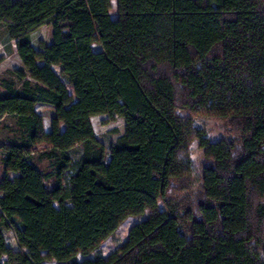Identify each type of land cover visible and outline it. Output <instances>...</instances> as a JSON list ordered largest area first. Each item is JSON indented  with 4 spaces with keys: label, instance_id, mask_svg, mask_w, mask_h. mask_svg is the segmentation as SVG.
<instances>
[{
    "label": "trees",
    "instance_id": "16d2710c",
    "mask_svg": "<svg viewBox=\"0 0 264 264\" xmlns=\"http://www.w3.org/2000/svg\"><path fill=\"white\" fill-rule=\"evenodd\" d=\"M0 23L24 68L21 89L0 85L22 135L0 147V264H264V0H0ZM104 114L125 122L108 149L90 120ZM201 115L234 139L203 136ZM78 137L73 159L61 148ZM195 139L208 162L192 188ZM39 144L52 172L30 159ZM158 200L115 252L77 259Z\"/></svg>",
    "mask_w": 264,
    "mask_h": 264
},
{
    "label": "rangeland",
    "instance_id": "374dc122",
    "mask_svg": "<svg viewBox=\"0 0 264 264\" xmlns=\"http://www.w3.org/2000/svg\"><path fill=\"white\" fill-rule=\"evenodd\" d=\"M112 10L110 12L111 17L116 18L117 14L115 13L114 7L115 2L112 1ZM52 29L50 24L46 23L41 25L40 27L33 29L28 33V38L36 50H41L42 46L48 45L51 42V34ZM95 48H98L97 45H94ZM15 41L9 39L7 37L6 31L2 23H0V57L2 61H0V85L1 80L7 79L14 83V86L17 89H21V81H19L13 71L24 70L22 63L15 51ZM41 64V61H38ZM53 70L56 73H59L57 66H53ZM30 82L34 85L32 79H29ZM65 81V80H64ZM65 84L69 88V84L65 81ZM1 90V86H0ZM35 110L42 115L43 117V125L47 127L48 130L50 129V121L51 117L54 115V111L49 104L40 103L37 104ZM91 124L93 128V132L97 136V139L104 144L105 148L108 149L114 142H116L119 135H121L125 129V122L124 119L120 116H108L104 115H97L91 117ZM193 125L196 129H199L203 136L207 137L211 141H217L221 138H228L234 139V134L230 132L227 122L222 118L210 117V116H192ZM17 119L14 116L6 115L0 117V147L12 143V141L20 139L21 132L17 125ZM83 140V138L78 137L76 143L71 144L69 146H65L61 148L63 151H68L71 158L76 159L78 158L80 153V147L78 144ZM198 140L192 141L189 147L188 156L190 157L191 161L193 162V175L192 177V188L196 187L197 180H198V171L200 168L208 162L207 158L204 157L202 153V149L199 148ZM51 149V146L48 144H39L33 149V153L31 155L32 162L41 169L43 172H52L49 168V161L46 157L42 154L48 152ZM1 151H0V159H1ZM1 166V160H0ZM1 172V168H0ZM17 176V174H10V178ZM0 173V178H1ZM54 178L48 179L45 183L46 186L51 190L54 185ZM164 209V203H161V200L154 202V204L147 208L142 214L129 216L127 217L116 230L110 235L108 238L103 240L98 248V250L91 252L90 254L83 256L78 255L77 259L79 261L84 260L86 258L92 259L96 255H102L107 257L110 253L115 252L122 244L127 240V233L128 228H130L135 223L139 221L150 218L160 211ZM5 236L7 238L9 246H11L15 251H19L23 254L27 253L25 248H20L16 244L15 236L11 229L5 230ZM15 264V263H14ZM42 264H59L54 259L51 260H44Z\"/></svg>",
    "mask_w": 264,
    "mask_h": 264
},
{
    "label": "crops",
    "instance_id": "0c3cea01",
    "mask_svg": "<svg viewBox=\"0 0 264 264\" xmlns=\"http://www.w3.org/2000/svg\"><path fill=\"white\" fill-rule=\"evenodd\" d=\"M44 129L45 130H48V128L47 127H44ZM0 168H1V176H3V172H2V163H1V166H0ZM10 174H16V173H12V172H10V173H8V177H10Z\"/></svg>",
    "mask_w": 264,
    "mask_h": 264
}]
</instances>
